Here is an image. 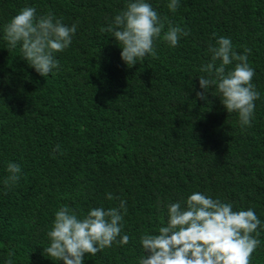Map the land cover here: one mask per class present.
<instances>
[{"label":"trees","instance_id":"obj_1","mask_svg":"<svg viewBox=\"0 0 264 264\" xmlns=\"http://www.w3.org/2000/svg\"><path fill=\"white\" fill-rule=\"evenodd\" d=\"M128 2L0 0V264L10 251L13 264H63L45 251L55 213L66 206L82 219L122 200L121 236L129 243L114 242L83 264H139L141 237L158 234L167 206L186 207L194 192L256 213L261 225L252 235L260 244L250 264H264V0H179L175 12L169 0H146L164 28L156 55L132 67L103 30ZM25 7H34L37 19L51 13L77 25L69 47L55 54L58 69L45 77L23 60L19 43L10 48L4 38ZM170 26L190 34L170 46L163 39ZM222 36L237 53L251 50L260 96L243 129L215 86L207 102L196 96L209 47ZM9 163L21 172L6 186Z\"/></svg>","mask_w":264,"mask_h":264},{"label":"clouds","instance_id":"obj_2","mask_svg":"<svg viewBox=\"0 0 264 264\" xmlns=\"http://www.w3.org/2000/svg\"><path fill=\"white\" fill-rule=\"evenodd\" d=\"M167 7L175 12L179 0H169ZM35 13L34 7L22 8L5 26L4 38L10 48L19 43L23 60L45 77L58 69L55 54L69 47L77 25H64L51 13L37 19ZM163 28L161 17L146 0H130L103 30L112 33L111 37L121 49V60L132 67L143 62L146 55H156L154 40L161 36ZM189 34L179 26H170L163 39L170 46H176L181 36ZM209 52L211 60L201 69L207 76H199L202 91L196 92V96L207 102L208 90L215 86L227 113H238L242 129L250 127L254 119V101L260 96L252 83L255 72L248 61L251 50L237 53L231 39L222 36L217 39L216 46L209 47ZM234 62V68L226 70V66ZM56 150L59 151L58 145ZM7 171L5 185L16 184L20 166L9 163ZM107 199H113L111 193L107 194ZM121 210L127 212L123 200L118 208H93L78 219L75 211L66 206L60 208L47 233L50 246L45 251L48 257L63 264H83L86 255L94 256L114 242L128 244L129 236H121ZM167 216V223L159 228L158 234L141 237L145 255L139 264H250L252 253L260 244L252 234L257 232L261 221L252 209L234 211L231 203L199 192L188 196L186 207L182 208L180 202L168 205ZM14 255L9 252L6 264H13Z\"/></svg>","mask_w":264,"mask_h":264}]
</instances>
